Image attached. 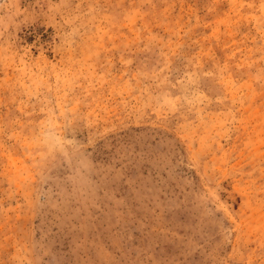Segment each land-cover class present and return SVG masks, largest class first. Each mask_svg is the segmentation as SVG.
Segmentation results:
<instances>
[{"label":"rangeland","instance_id":"1","mask_svg":"<svg viewBox=\"0 0 264 264\" xmlns=\"http://www.w3.org/2000/svg\"><path fill=\"white\" fill-rule=\"evenodd\" d=\"M0 264H264V0H0Z\"/></svg>","mask_w":264,"mask_h":264}]
</instances>
